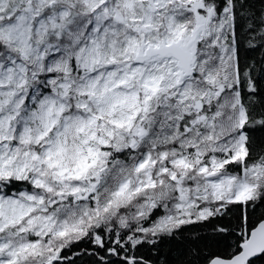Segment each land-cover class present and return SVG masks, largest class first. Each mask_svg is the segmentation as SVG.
Instances as JSON below:
<instances>
[{
  "label": "snow or ice",
  "instance_id": "snow-or-ice-1",
  "mask_svg": "<svg viewBox=\"0 0 264 264\" xmlns=\"http://www.w3.org/2000/svg\"><path fill=\"white\" fill-rule=\"evenodd\" d=\"M0 264H264V0H0Z\"/></svg>",
  "mask_w": 264,
  "mask_h": 264
}]
</instances>
